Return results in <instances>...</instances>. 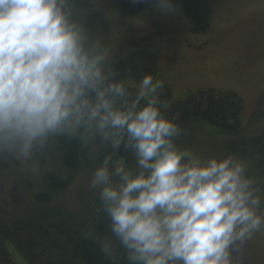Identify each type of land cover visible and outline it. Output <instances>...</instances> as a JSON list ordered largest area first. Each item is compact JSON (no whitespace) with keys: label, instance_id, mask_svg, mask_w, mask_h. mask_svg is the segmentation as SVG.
<instances>
[{"label":"clouds","instance_id":"obj_1","mask_svg":"<svg viewBox=\"0 0 264 264\" xmlns=\"http://www.w3.org/2000/svg\"><path fill=\"white\" fill-rule=\"evenodd\" d=\"M140 3L147 0H132ZM152 7L173 10L172 0ZM77 11V0H0V160L32 162L57 137L131 151L90 171L111 237L98 241L128 264H234L264 232L262 189L235 153L181 148L177 119L161 112L160 80L135 91Z\"/></svg>","mask_w":264,"mask_h":264},{"label":"rangeland","instance_id":"obj_2","mask_svg":"<svg viewBox=\"0 0 264 264\" xmlns=\"http://www.w3.org/2000/svg\"><path fill=\"white\" fill-rule=\"evenodd\" d=\"M89 1L107 23L104 38L98 39L110 55L109 63L132 87L150 73L169 87V101L208 88L233 92L241 99L237 129L222 131L199 118H190L180 125L185 134L176 143L207 156L235 153L247 160L249 175L262 189L264 200V0H205L200 5L206 8L203 30L190 28L192 22L180 0H172L173 10L169 12L151 4L133 13H126L128 8L124 10L117 0ZM91 147L99 151L101 146ZM111 155L114 161L120 158L114 152ZM52 164L49 160L45 167ZM96 164L74 170L59 163L47 168L69 178L65 189L53 192L49 205L78 209L92 193L88 181ZM25 169L35 173L38 168L34 164ZM39 187L35 183L24 191L28 201L26 207L21 204V211L35 206L30 199ZM243 252L248 259L236 264H264V232L247 241ZM14 253L11 260L25 264ZM37 264L45 261L38 260Z\"/></svg>","mask_w":264,"mask_h":264},{"label":"trees","instance_id":"obj_3","mask_svg":"<svg viewBox=\"0 0 264 264\" xmlns=\"http://www.w3.org/2000/svg\"><path fill=\"white\" fill-rule=\"evenodd\" d=\"M180 1L192 22L190 28L203 30L206 8H200V5L205 0ZM117 2L124 10L128 8L126 13L152 4V0L135 4L132 0ZM77 11L85 18L92 34L96 38H104L107 23L103 13L91 6L89 0H77ZM130 90L135 91V87ZM159 95L162 114L177 119L179 125L190 118H199L218 126L222 131H231L241 124L242 101L233 92L200 89L169 101L171 91L164 85ZM91 146L84 149L77 139L57 137L32 162L22 164L12 158L0 160V264H15L11 260L14 251V255L23 258L25 264H37L38 260L45 261V264H128L122 249L112 258L106 257L101 251L98 241L112 234L98 193L92 190L88 200H83L76 210L49 205L53 192L65 189L69 178L47 168H53L58 163L69 170L88 168L113 152L103 145H100L99 151L93 150ZM114 153L123 157L129 165L134 164L131 151L121 148ZM49 160L53 164L45 167ZM34 164L38 168L35 173L25 169ZM35 183L40 186L30 199L35 206L31 210L25 208L21 211V204L28 201L24 191ZM24 205L26 207V203ZM233 255L234 263L248 259L243 248Z\"/></svg>","mask_w":264,"mask_h":264},{"label":"bare ground","instance_id":"obj_4","mask_svg":"<svg viewBox=\"0 0 264 264\" xmlns=\"http://www.w3.org/2000/svg\"><path fill=\"white\" fill-rule=\"evenodd\" d=\"M182 6V5H181ZM136 78V77H135ZM236 96V95H235ZM234 98V97H233ZM204 103V102H203ZM229 122V121H228ZM248 147H250V146H248ZM39 207V206H38ZM80 210V209H79ZM66 252V251H65ZM71 258V257H70Z\"/></svg>","mask_w":264,"mask_h":264}]
</instances>
